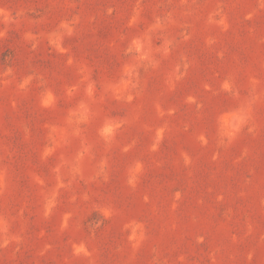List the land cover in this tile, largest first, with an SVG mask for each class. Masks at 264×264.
Wrapping results in <instances>:
<instances>
[{
	"label": "rangeland",
	"instance_id": "374dc122",
	"mask_svg": "<svg viewBox=\"0 0 264 264\" xmlns=\"http://www.w3.org/2000/svg\"><path fill=\"white\" fill-rule=\"evenodd\" d=\"M0 264H264V0H0Z\"/></svg>",
	"mask_w": 264,
	"mask_h": 264
}]
</instances>
